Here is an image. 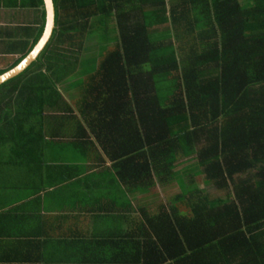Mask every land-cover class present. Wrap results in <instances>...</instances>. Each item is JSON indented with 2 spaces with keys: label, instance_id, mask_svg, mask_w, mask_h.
<instances>
[{
  "label": "trees",
  "instance_id": "16d2710c",
  "mask_svg": "<svg viewBox=\"0 0 264 264\" xmlns=\"http://www.w3.org/2000/svg\"><path fill=\"white\" fill-rule=\"evenodd\" d=\"M52 4L54 28L41 54L0 85L3 154L31 153L51 134L48 124L66 125L62 134L71 132L76 154L93 137L121 181L125 176L132 199L135 193L147 198L131 208L124 198L131 214L119 219L131 222L130 233L107 259L85 244L82 262L264 264V0H177L167 9L163 0ZM12 6H34L39 16L31 39L16 40L26 51L14 48L0 74L28 54L43 28L41 0H12ZM93 18L104 33L105 23L114 24L115 44L66 102L58 88L65 76L55 61ZM161 31L171 40L152 42L149 35ZM157 80L168 81L171 92L160 96ZM178 157L194 163L186 175L201 176L224 197L194 200L198 192L184 183L186 175L174 179ZM174 181L179 193L164 207H150L148 193L157 185L167 191Z\"/></svg>",
  "mask_w": 264,
  "mask_h": 264
},
{
  "label": "crops",
  "instance_id": "0c3cea01",
  "mask_svg": "<svg viewBox=\"0 0 264 264\" xmlns=\"http://www.w3.org/2000/svg\"><path fill=\"white\" fill-rule=\"evenodd\" d=\"M3 7L0 2L1 31L8 29L11 37L24 27L13 39L30 40L39 9L7 5L3 17ZM62 93L69 102L72 94ZM48 129L51 134L31 153L5 155L0 146V264H88L82 262L85 244L107 259L132 227L119 219L131 214L122 201L126 198L131 208L135 196L145 194L132 199L125 176L121 181L93 137L80 156L69 147L63 125L48 124Z\"/></svg>",
  "mask_w": 264,
  "mask_h": 264
},
{
  "label": "rangeland",
  "instance_id": "374dc122",
  "mask_svg": "<svg viewBox=\"0 0 264 264\" xmlns=\"http://www.w3.org/2000/svg\"><path fill=\"white\" fill-rule=\"evenodd\" d=\"M12 1V0H11ZM10 0H0L2 4L4 5V10H3V17L5 15H8L6 12L8 10V3L11 2ZM15 1V0H13ZM177 0H163V6L165 9H167L169 6L172 4H175ZM18 3V0H17ZM25 3V1L23 2ZM150 11L151 8H148L147 10L144 8L143 11ZM6 12V13H5ZM26 10H23V15L22 17H25ZM147 15V13H145ZM26 20V18H25ZM97 18H93L90 22H88L85 26V30L83 29L79 33L76 32L74 34V39H73V44L71 48H68L67 50L69 51L68 53L64 54L63 58H60L59 61H55V63H58V67L60 68V71L57 67V71L65 76V80L62 84L59 85V90L61 92H64L68 90L70 94H73L74 92H78V87L76 86L77 81L78 83H81L82 80L84 79L85 75L88 74L91 70V68L95 65L97 61H99L104 53H107L108 51H111V49L114 47L115 44V38L113 37L115 30H114V24L111 22L105 23V27L107 31L105 33L102 30L101 24L98 23ZM150 26L153 24V20L149 17V19L145 20ZM5 25V22H3ZM27 24V21L25 22V25ZM11 29V28H10ZM24 27H21L20 29H14L13 36H20L19 31L23 30ZM8 29H4V31H1L0 29V35L1 37L8 36L7 31ZM6 31V32H5ZM98 31L99 34H98ZM3 32V33H2ZM18 32V35L16 34ZM169 33V32H168ZM166 33L164 31L161 32H152L149 37L152 42H159L161 40H164V42H168L171 40V34ZM13 36H9V39H2L0 41V72L3 71V69L12 61L10 58V53L11 51L15 48V51L17 52H24L26 51V45L25 42H20L16 41L13 39ZM81 37V38H80ZM100 38V39H99ZM19 44V45H18ZM168 45H164L163 50L164 51H169L171 48L167 47ZM49 54L47 55L53 57L54 59L57 58V56H52V50L49 49ZM41 54V53H40ZM13 58V57H12ZM57 65V64H55ZM80 72V73H79ZM67 76V77H66ZM83 76V77H81ZM66 81V82H65ZM169 87V88H168ZM156 88L158 92L160 93V96H166L167 93L171 92V86H169V82L166 80H157L156 82ZM77 89V90H76ZM76 92V93H77ZM62 99L67 102L66 95H62ZM75 95V94H74ZM73 95V96H74ZM69 102L72 103V100L69 99ZM74 104V103H73ZM57 114H60L62 110L58 108L56 110ZM45 113H47L45 111ZM66 126V125H63ZM69 127V126H66ZM66 135L71 136V132H66L64 133ZM193 161H187L184 158L178 157L177 161L174 163V172H176V175L174 174V179L179 176L180 178L183 177V175L189 173V168H193ZM184 183L186 185L191 184L195 187L197 190V193L193 192L192 197H194V200L198 196L205 195L208 199H216V198H223L224 195L222 192L215 191L210 185H205L202 184V177L199 176L197 178H194L192 176L186 175L183 179ZM175 182V181H174ZM171 182L168 185L167 191L165 189H162L160 186H155L150 191L151 193H148L149 196L151 197L152 203L150 204V207H155L154 204L161 203L162 206H166L171 200L172 196L175 195V193H179V188L178 184L176 182ZM146 194H137L135 196V201L137 203H142L143 201H146ZM149 197V198H150ZM148 198V199H149Z\"/></svg>",
  "mask_w": 264,
  "mask_h": 264
},
{
  "label": "water",
  "instance_id": "95a60500",
  "mask_svg": "<svg viewBox=\"0 0 264 264\" xmlns=\"http://www.w3.org/2000/svg\"><path fill=\"white\" fill-rule=\"evenodd\" d=\"M41 1H42L43 13H44L42 32L36 43L33 45L31 50L23 59L10 70L0 74V85L3 82L17 76L24 69H26L36 59L38 54L43 50L46 43L50 39L52 30L54 28L53 4H52V0H41Z\"/></svg>",
  "mask_w": 264,
  "mask_h": 264
}]
</instances>
